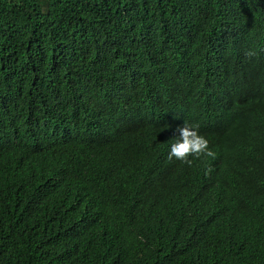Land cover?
Returning <instances> with one entry per match:
<instances>
[{"label": "trees", "instance_id": "16d2710c", "mask_svg": "<svg viewBox=\"0 0 264 264\" xmlns=\"http://www.w3.org/2000/svg\"><path fill=\"white\" fill-rule=\"evenodd\" d=\"M0 264H264V0H0Z\"/></svg>", "mask_w": 264, "mask_h": 264}, {"label": "clouds", "instance_id": "9594fccd", "mask_svg": "<svg viewBox=\"0 0 264 264\" xmlns=\"http://www.w3.org/2000/svg\"><path fill=\"white\" fill-rule=\"evenodd\" d=\"M199 125L184 123L178 128L177 139L169 145L168 158L191 164L189 157L212 156L208 139L199 132Z\"/></svg>", "mask_w": 264, "mask_h": 264}]
</instances>
